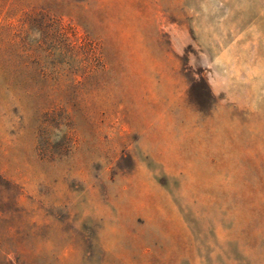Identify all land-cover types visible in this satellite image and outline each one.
<instances>
[{
    "label": "rangeland",
    "instance_id": "1",
    "mask_svg": "<svg viewBox=\"0 0 264 264\" xmlns=\"http://www.w3.org/2000/svg\"><path fill=\"white\" fill-rule=\"evenodd\" d=\"M0 264H264V0H0Z\"/></svg>",
    "mask_w": 264,
    "mask_h": 264
}]
</instances>
